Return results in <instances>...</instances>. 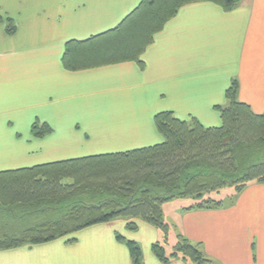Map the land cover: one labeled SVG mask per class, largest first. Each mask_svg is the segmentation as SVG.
Here are the masks:
<instances>
[{
  "label": "crops",
  "instance_id": "0c3cea01",
  "mask_svg": "<svg viewBox=\"0 0 264 264\" xmlns=\"http://www.w3.org/2000/svg\"><path fill=\"white\" fill-rule=\"evenodd\" d=\"M142 1L0 0V171L162 143L156 116L163 111L219 126L234 81L238 99L264 112V0L230 9L194 0L155 33L141 62L65 66L68 42L103 50L99 41L109 34L102 35ZM36 122L51 131L35 135ZM171 201L163 205L169 235L175 225L214 264H264V182H249L229 207ZM137 223L132 233L127 220L115 219L0 249V264H133L127 238L141 245L143 264H189L181 256L160 260L152 247L163 242L161 230Z\"/></svg>",
  "mask_w": 264,
  "mask_h": 264
},
{
  "label": "trees",
  "instance_id": "16d2710c",
  "mask_svg": "<svg viewBox=\"0 0 264 264\" xmlns=\"http://www.w3.org/2000/svg\"><path fill=\"white\" fill-rule=\"evenodd\" d=\"M191 1L143 0L124 22L102 35L109 34L99 41L103 50L68 42L65 66L78 69L120 59L140 61L155 33ZM212 1L230 9L240 0ZM128 35L133 41L124 46L122 39ZM237 90L234 81L227 90L229 103L221 108L219 126L163 111L156 116L165 136L162 143L0 171V214L7 213L14 220L33 215L44 218L21 231H0V249L51 241L115 219L127 220L132 230L138 219L144 220L163 232L165 243L170 231L163 210L167 201L192 196L201 200L191 208H219L222 200L204 198L205 194L230 185L241 192L251 181L264 182V112L256 113L249 103L239 100ZM50 131L46 123L33 125L37 136ZM128 246L133 264H143L141 245L130 239ZM152 248L164 262L181 256L189 264H214L201 242L182 234L171 253L160 241Z\"/></svg>",
  "mask_w": 264,
  "mask_h": 264
},
{
  "label": "rangeland",
  "instance_id": "374dc122",
  "mask_svg": "<svg viewBox=\"0 0 264 264\" xmlns=\"http://www.w3.org/2000/svg\"><path fill=\"white\" fill-rule=\"evenodd\" d=\"M135 37H136V35L134 34L133 38H135ZM122 40H124L123 41L124 46L128 45L129 43H132V41H133L132 35H128L126 38H123ZM93 154H98V153H93ZM240 193L241 192H237V190L234 186L230 185V186H226L225 188L221 189L218 192L213 191L211 193L205 194L204 198L212 197V199H214V200H222V203H223L222 205L224 207H229L233 203L237 202L238 197L240 196ZM183 200L186 201L187 205L189 206V205H193L194 203H197L198 201L201 200V198L192 197V196L177 197L175 199H172V201L169 200V201H171L170 206H174L175 204H177V202H180ZM41 216L42 215H36V216L33 215V216H28L27 218H24V219L14 220L11 217H9V215L7 213L0 214V231L10 230V229H13L10 231H14V230H18V229H19V231H21L25 227L30 226L39 220L44 219ZM129 230H130L129 232L132 233V229H129ZM171 231H172L171 235L168 236V239L165 243H164L165 239L163 238L164 235H163V232L161 231L162 232V241H163L162 243L166 247L167 253L172 252L178 243L179 230L176 229L175 225H172ZM127 239H132V238H127Z\"/></svg>",
  "mask_w": 264,
  "mask_h": 264
}]
</instances>
